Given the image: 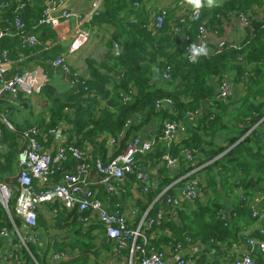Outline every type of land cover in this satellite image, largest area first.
<instances>
[{"label": "trees", "instance_id": "trees-1", "mask_svg": "<svg viewBox=\"0 0 264 264\" xmlns=\"http://www.w3.org/2000/svg\"><path fill=\"white\" fill-rule=\"evenodd\" d=\"M56 1L60 0H33L30 5L23 2L22 5H25L22 10L29 9L27 19L36 24L48 8L46 2ZM201 1V21L206 22L205 28L209 33L220 31V27L233 15L237 17L245 14L254 7L263 8L264 12V0H214L211 7L207 5V0ZM146 3L144 0H101L98 15L85 28L91 34L95 27H109L111 39L103 63L94 59L86 60L85 71L81 73L80 79L85 78L87 91L79 85L73 87L75 94L72 90L67 92V85L64 84L67 81L64 79V82L63 74L50 66V62L61 54L63 47L60 44L51 47L41 56L40 67L46 73L47 82L39 96L51 103L48 107L50 122H46V118L40 115L30 126H21L18 121L22 111L20 107H26L25 102L30 98L20 97L14 100L4 96L0 101V116L13 128L9 130L2 127L4 145L0 153V181L8 183L11 180L13 194L9 202L12 219L6 210L0 208V231L4 228L11 231L13 242H16L12 232L14 226L17 229L21 227L19 218L13 214L12 205L18 188L17 155L22 147V132L37 127L47 134V130L60 123H68L75 130L76 138L64 146L84 151L85 142L93 147L92 161L89 155L87 162L89 169L91 167L99 176L100 184L101 175L97 172L95 162L101 160L106 164L117 156L112 154L107 157L105 146L108 137L116 139L123 134L124 138L119 141L118 146H124L125 149L126 143L133 137L129 135H135L152 120H160L162 124L168 121L184 124L185 121H190L188 113L198 110H201V114L190 121L193 126L168 148L165 142L158 140V130L153 150L141 157L137 164L140 170L147 169L151 179L157 184V188L149 190L144 199L136 200L141 216L168 187L149 212L153 216L157 209L163 208L167 213L159 225L164 234L150 240V246L164 250L168 249L169 244L177 248L191 240L201 243L206 254L214 251L213 256L228 257L241 252L240 249L245 246L246 238L243 233L246 230L257 223L264 226V22L251 20V26L246 29V36L239 47H227L219 54L196 57L190 62L184 55L187 34L192 40L196 36V24L189 20L190 10L186 9L184 13L177 11L175 17L167 11L162 28L156 30L152 26V20L157 11L146 8ZM134 4H138V7ZM178 7L179 5L177 9ZM10 11H4L6 17H2L0 23V29L8 30L0 39V49L6 48L5 44L12 39L21 41L18 32L13 28L9 30L5 21L11 25L16 16L25 26L21 35H26L31 30L22 14L16 12L15 16H10ZM131 17L136 20V24L129 23ZM181 18L184 19L183 22H180ZM37 25L36 33L41 46L27 52L44 47L45 33L55 36L49 27ZM176 28L179 32H175ZM114 46L118 50L117 55L113 53ZM237 58H241L243 64L238 63ZM167 69L170 80L165 82L161 77L158 84L156 78ZM233 70L236 71L237 81L244 85L243 95L235 102L232 98L227 101L215 100V91L210 82H215L216 78L219 83ZM14 73H18L14 68L8 70V76ZM122 95L128 96L126 102ZM260 99L263 101L260 102ZM162 100H170L173 103L172 109H157L155 103ZM210 101L214 106L206 107ZM102 102L105 103L103 106ZM170 110L173 111L172 114ZM133 123L137 127H131ZM40 135L38 139L42 144ZM224 135L227 137L223 138ZM220 136L224 146L218 144ZM185 151L191 154V159L185 160ZM166 154L179 159L177 169L166 167L163 159ZM66 157L63 163L52 166L50 178L54 182H58L76 166L70 152H66ZM202 165L205 166L186 178L190 181L197 179L199 196L192 203L186 200L180 202L173 214L171 207L165 204L167 196L176 197L174 187L182 186L184 182L177 180ZM154 170L157 171L155 174L152 173ZM129 180L133 183L134 177L130 176ZM106 195L115 196L109 193ZM125 195L123 192L122 196ZM127 197L133 198L131 190H127ZM226 199L232 203L230 210L225 203ZM258 200L261 201L258 203V215L253 216V206L256 207ZM53 210L57 212L53 227L48 224L41 210L37 212V227L34 229L37 242L28 245L30 253L20 249L14 252L20 264H52L47 259L52 242L58 251L68 255L66 261L58 264H90L94 260L98 263L113 259L116 245L106 237L101 224L95 222L85 227L78 220L81 214L76 208L68 211L55 203L48 212ZM222 215L225 216L224 220ZM63 228L68 233L56 243L50 231ZM250 236L259 238L260 234L254 230L247 233V237ZM12 239L0 241V250L7 241L12 243ZM122 254L128 258L127 250ZM256 263L264 264V256L257 255ZM0 264H12V260L0 255Z\"/></svg>", "mask_w": 264, "mask_h": 264}, {"label": "built area", "instance_id": "built-area-1", "mask_svg": "<svg viewBox=\"0 0 264 264\" xmlns=\"http://www.w3.org/2000/svg\"><path fill=\"white\" fill-rule=\"evenodd\" d=\"M31 1L25 0V3H30ZM134 5L138 7V4ZM178 5L180 10L185 11L189 3L187 0H181ZM7 8V3L0 2V9L6 10ZM100 8L101 0H95L90 9L85 12L71 7L58 8V5L52 4L51 7L45 9L41 19L38 21L39 25L47 26L52 30L58 39V44L62 45L61 43L69 41L67 42L68 44L65 50L50 62V66L54 70L61 71L64 79L72 88L81 85L87 91L85 78L83 80L80 79L81 72L71 67L68 58L76 56L88 43L90 33L85 28V25L94 16L98 15ZM189 10V20L193 24H196L195 39L192 40L188 34L185 38L184 55H186L190 62H193L196 57L208 56L211 53L219 54L227 47L237 48L240 46V43L236 46L231 45L225 39L217 41L211 40L210 33L205 28L206 22L201 21L202 6L199 9L191 7ZM262 10L263 8L254 7L247 11V13L237 15V17L233 15L230 19L233 17L238 18L247 29L251 26V20L260 18V14L263 13ZM16 12L18 10L14 11L13 16H15ZM179 13L184 12L181 11ZM166 17L167 10L158 8L152 20V26L156 30L161 29ZM183 21L184 19L181 18L180 22ZM69 22L74 24L73 34H70L62 28L63 23ZM6 23L8 22L6 21ZM129 23L136 24V20L131 17ZM13 27L21 38L22 49L32 50L41 45L35 35H21L24 32L25 26L16 16L14 17ZM174 30L175 32H179L177 28ZM7 31V28L4 30L0 29V39L7 34ZM117 54L118 50L115 48V55ZM237 62L243 64L241 58H237ZM12 63L10 52L0 50V101L4 96H9L14 100L20 97L31 98L39 96L47 82V76L43 68L35 67L31 70H25L8 76L7 68ZM227 79L224 76L218 86V99L224 101L232 98L233 95ZM162 80L165 82L170 80L168 69L163 71ZM155 106L157 109H161L162 107L172 109L173 103L170 100H162L157 101ZM170 113L172 114L173 111L170 110ZM200 114L201 110L189 112L188 119L193 121ZM2 127L13 130L11 124L0 116V153L4 145V143L1 145V141L4 140ZM182 130L183 122H165L162 131L159 133L160 138L158 140L165 142V146L168 148L172 142L178 140L177 133ZM47 134L55 138H60L62 132L58 129H51L48 130ZM39 135L40 130L37 127H31L21 133L22 147L17 155L18 171L16 182L18 188L12 205L13 214L19 218L21 223L20 229L14 226V230L12 231L16 242H13L11 231H8L6 228L0 231V241L8 240L9 238L12 239V243L7 241L4 248L0 250V255H4L7 259L12 260V264H20L14 255L17 249L26 250L30 253L28 245L37 242V236L34 232V229L37 227V212L43 207L51 208L55 203L64 206L68 211L76 208L81 214L78 220L85 227L95 222L101 224L104 227L106 237L115 243L116 247L112 260L96 263L93 259L94 263L91 262L90 264H192L194 259L201 257L203 253H207L204 252L201 243L191 240H188V243L183 246L178 245L177 248L169 244L168 249L165 248L164 250L163 248L157 250L150 246V240L156 238L157 235L162 236L164 234L159 225L162 223L164 217L167 216V213L163 208L157 209L153 216H150L149 212L159 197L166 193L168 187L150 204L139 220L137 211L130 210L128 215L129 220L127 215L125 216L123 213L121 201L117 200L111 207H108L97 197V192L93 187L89 186L87 181V172L89 169L87 162L89 159L88 154L70 146L66 147L63 144L54 150L46 149L38 139ZM123 138V134L116 139L109 137L108 142L111 145H115ZM156 141V135L144 139L139 136H134L126 143L125 149L121 154L106 164L101 160L95 162L97 172L101 175L99 183L105 188L107 194L121 195L125 191L123 188L124 182L126 179L129 182L128 179L130 176L134 177V182H131V184L141 199L145 198L149 190L157 188V184L151 179L148 171L140 170L137 166L140 158L153 150ZM66 152L71 153L76 166L61 177L58 182H54L50 178L52 166L53 164L63 163L67 159ZM183 157L185 160L191 159V154L185 151L183 152ZM163 159L166 161V167L168 169L174 170L178 168V158H173L166 154ZM204 166L195 168L192 172L177 180V182L184 181L182 186L174 187L175 190L177 188L179 189L176 192L177 196H167L165 201V204L171 207L173 214L179 208L180 202L186 200L192 203L199 196L197 179L190 181L186 180V178ZM11 183V180L8 183L0 181V208L6 210L10 219L12 217L9 202L13 194ZM238 197L242 198V196ZM258 203L259 200L256 201V207L253 206V216L258 215V208H260ZM51 215L52 220L50 224L52 223V226H54L53 221L57 218V212L53 210ZM222 219H225L224 215H222ZM254 230L260 234V237H247V233L250 234ZM245 232L243 233L246 238L245 246H243V250L239 254L229 255L228 257H217L213 256L214 251H211L208 254V259L203 264H257V255L264 256V226L257 223ZM65 233H67V229L57 230L55 239L64 238L66 236ZM54 245V242H52L47 255L48 261L52 264L66 261L68 255L58 251ZM126 250L128 251V258L122 254Z\"/></svg>", "mask_w": 264, "mask_h": 264}, {"label": "crops", "instance_id": "crops-1", "mask_svg": "<svg viewBox=\"0 0 264 264\" xmlns=\"http://www.w3.org/2000/svg\"><path fill=\"white\" fill-rule=\"evenodd\" d=\"M95 0H60V1H56V2H46V6L51 7L52 4L54 5H58V8H74V9H78L81 12H85L88 11L92 5V3ZM146 1V5L145 7H150L155 9L156 11L158 10V8H164L168 11V13H170L172 16L175 17L176 12H185L183 10L177 9V5L178 2L181 0H144ZM0 2H5L8 4V8L7 11L9 12L10 10V16H13V13L15 10H18V12L20 14H22V18L25 20V22L27 23L28 28L30 27L31 30L28 31V35H35L36 37H38L36 30H37V23L32 24L31 19H27L26 14H28V10H22L23 8H21L23 2H25V0H0ZM33 0L28 3L29 5L32 4ZM25 4V3H24ZM191 5L189 4L188 7H186L187 9H191ZM10 9V10H8ZM5 10L0 9V23L2 21V17H6L4 13ZM148 11V10H147ZM256 21L258 22H264V12L260 14V18H257ZM4 24V23H3ZM5 25L10 29H14L13 24L8 25L5 21ZM40 26V25H39ZM63 30L69 32L70 34H73L74 32V24L72 22L69 23H63L62 26ZM50 29V28H49ZM100 29V31L98 30ZM16 31V30H15ZM52 31V30H51ZM92 32L94 33L93 38H94V44L91 48H89V44L91 43V39L89 40L88 44H86L84 46V48L79 51L76 56L74 57H69L68 60L71 64L72 68L77 69L78 71H80L81 73H83L85 71V66H86V60L87 59H94L96 61L99 62H104V58L106 53L108 52V43L109 40L111 39V28L109 27H102V28H97L95 27ZM246 36V28L243 26L242 22L238 19L233 17L232 19H229V21L225 22L222 27H220V31L214 30V31H210V38L213 41H217L220 39H225L227 40L229 43H231V45H238L239 43H241L244 38ZM20 38V37H19ZM43 38L46 40L45 41V45L44 47L42 46L40 50H36V51H31V52H27V49H22L21 47V41H18L16 39H12L10 42H7L6 48H1L2 50H8L10 52V58L12 59V65L9 66L7 69L11 70L12 68H14V70L16 72H22L25 70H31L35 67H40L41 65V56L43 54H45L47 52L48 49H50L53 46H56L58 44V39L56 38V36H52L50 35V33H45ZM39 40V37L37 38ZM17 41V42H16ZM69 42V41H67ZM67 42H63L61 43L62 45V51L61 53L65 50L66 46H67ZM41 43V42H40ZM41 46V45H40ZM38 46V47H40ZM115 46H114V50H115ZM0 49V50H1ZM113 50V53L115 54ZM249 71V70H247ZM60 72V71H59ZM62 73V72H61ZM228 79L227 81L229 82L230 86H231V90H232V101L235 102L238 99L241 98V96L244 93V85L242 82L237 81V74L236 71L233 70L230 73L225 75ZM161 77H157L156 81L158 82V84L161 82ZM63 80H64V76H63ZM215 82H210L211 85L214 88L215 91V100L218 99V86L219 83L217 81V79L215 78ZM64 82H66L64 80ZM65 85H67L66 91L69 92V90L73 91V94H75L74 92L76 91L74 88L70 87V84L64 83ZM124 96L123 98L127 99V95H122ZM8 98V97H6ZM214 100V99H213ZM25 103H27L26 107H20V115L21 117L19 118V122L21 126H30L34 121H36L38 119V117H40V115L44 116L46 118V122H50L51 121V117L50 114L48 113V107L51 104L50 101H48L45 98H42L40 96H35V97H31L30 100L26 101ZM105 103L102 102V106ZM214 106V103L212 101H210V103L208 105H205L206 107H210V106ZM31 114V115H30ZM137 124H132L131 127H137ZM193 124L190 121H185V123L183 124V130L180 131L179 133H177V138L178 141L179 139L184 136L186 134V131H188L190 129V127H192ZM130 127V128H131ZM163 128V124L160 120H152V122L147 125V126H143L142 128H140L135 135H129V137L131 136H139L142 139L144 138H148V137H152L155 136L156 133L158 132V130H160L159 132L162 131ZM52 129H58L60 130V132H62V134L60 135V138H55L51 135L46 134V132L44 133L43 130H40L41 133V140H42V144L44 145V147L46 149L49 150H54L55 148H57L60 145H64L67 144L68 141H70L71 139L74 140L76 138V133L75 130H72V127L68 125V123L62 122L60 123L57 127H54ZM48 132V130H47ZM57 137V136H56ZM81 137V136H80ZM227 135H224L223 138H226ZM109 138V137H108ZM108 138H107V143H106V150L108 152L107 157H110L112 154L114 155H118L120 150L124 149V146L119 147L118 144L120 143L119 141L117 142V144L115 145H111L108 142ZM131 139V138H130ZM221 140V136L219 137V142L218 144L221 146H224V142L220 141ZM85 146H84V151L86 154L90 155L93 152V147L86 144L84 142ZM109 159L107 158V161ZM91 161H92V157H91ZM73 169V168H71ZM143 171H147V169H142ZM88 177H87V181L89 183V186H92L93 189L97 192L98 197L101 199V201L107 205L108 207H111L112 204L117 200H121L122 205H123V213L127 218L129 219V212L130 210H136L137 211V216L139 214L138 220L142 217L141 216V212L139 213V206L137 205L138 203L136 202V200H141L140 195L138 194V192H135L131 181L128 179L129 182H127V179L124 182V193L126 194L124 197L119 194H113L115 196H109L106 195V192L103 191V187L98 184V180H99V176L94 172V170L90 167L89 171H88ZM151 172V171H150ZM157 171L154 170L152 173H156ZM127 190H131L133 193V198L127 197ZM178 188L176 190V192H178ZM116 198V200H114ZM261 201L259 200V203ZM225 203L227 204V208L228 210H230L231 208V201L229 199L225 200ZM138 206V207H137ZM48 209H50V207H43L41 209L43 215L46 217V220L48 221V224H50L51 220H52V215L51 212H48ZM130 220V219H129ZM136 221V220H135ZM51 227L52 223H51ZM66 229V228H63ZM57 231V230H56ZM56 231L54 229H52V231H50V234L53 236V239H55V235H56ZM68 233V231H67ZM241 251L243 250V248L240 249ZM205 255V256H204ZM208 259V254H203L201 257H197L196 259L193 260L192 264H203L204 262H206V260Z\"/></svg>", "mask_w": 264, "mask_h": 264}, {"label": "clouds", "instance_id": "clouds-1", "mask_svg": "<svg viewBox=\"0 0 264 264\" xmlns=\"http://www.w3.org/2000/svg\"><path fill=\"white\" fill-rule=\"evenodd\" d=\"M187 2L194 7L195 9H199L202 6L201 0H187ZM214 3V0H207V5L211 7Z\"/></svg>", "mask_w": 264, "mask_h": 264}, {"label": "rangeland", "instance_id": "rangeland-1", "mask_svg": "<svg viewBox=\"0 0 264 264\" xmlns=\"http://www.w3.org/2000/svg\"><path fill=\"white\" fill-rule=\"evenodd\" d=\"M93 35H94V33L92 32V33L90 34V38H89V40L91 39V43L89 44V48H91V47L93 46L94 41H95L94 38H93ZM88 42H89V41H88ZM87 44H88V43H87ZM259 101L261 102V101H263V100L260 99ZM161 231L164 232L163 230H161ZM60 240H61V239H55V242H56V241H57V242H60ZM57 242H56V243H57Z\"/></svg>", "mask_w": 264, "mask_h": 264}, {"label": "water", "instance_id": "water-1", "mask_svg": "<svg viewBox=\"0 0 264 264\" xmlns=\"http://www.w3.org/2000/svg\"><path fill=\"white\" fill-rule=\"evenodd\" d=\"M4 143V140L1 141V145ZM147 172V171H146Z\"/></svg>", "mask_w": 264, "mask_h": 264}]
</instances>
